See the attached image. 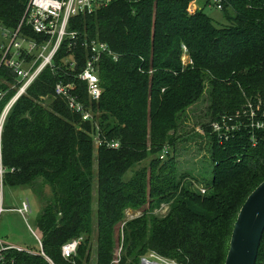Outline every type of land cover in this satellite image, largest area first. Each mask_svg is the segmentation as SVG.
Listing matches in <instances>:
<instances>
[{
	"label": "trees",
	"instance_id": "1",
	"mask_svg": "<svg viewBox=\"0 0 264 264\" xmlns=\"http://www.w3.org/2000/svg\"><path fill=\"white\" fill-rule=\"evenodd\" d=\"M192 1L115 0L70 20L68 29L79 36L74 49L69 48L70 38L63 42L55 65L72 54L82 68L89 55L83 43L94 38L121 55L118 61L107 56L101 61L99 100L90 99L86 83L78 81L80 98L94 112L95 122L84 120L54 95L56 82L73 77L50 67L12 107L2 142L3 163L14 170L6 174L5 185L27 186L39 198L44 197L43 186H50L52 197L36 224L43 251L55 264H73L63 258L62 246L76 237H83L76 264H112L120 244L116 226L122 222L118 264H139L150 252L179 264L225 263L237 215L264 180V131H256L254 145L250 128L235 130L226 139L213 132L211 124L241 110L247 98L264 102V0H220L224 25H216L203 8L191 13ZM26 2L0 0V26L14 31ZM28 29L25 25L23 32ZM15 82L14 73L1 67L0 91L8 92L0 111L16 93L9 90ZM206 84L210 122L203 127L212 179L206 184L199 180L202 185L196 189L199 182L191 178L192 184L186 173L178 174L172 155L162 161L158 154L166 144L175 148L182 116L203 96ZM96 134L119 141L120 147L102 145L96 150ZM150 154L156 155L150 169H137L126 179ZM147 203L140 216L127 219V207L141 209ZM162 204L167 212L156 214ZM49 259L41 249L0 252V264H52ZM256 264H264V233Z\"/></svg>",
	"mask_w": 264,
	"mask_h": 264
},
{
	"label": "built area",
	"instance_id": "2",
	"mask_svg": "<svg viewBox=\"0 0 264 264\" xmlns=\"http://www.w3.org/2000/svg\"><path fill=\"white\" fill-rule=\"evenodd\" d=\"M113 1L115 0H27L23 17L17 28L14 31L10 30L12 35L10 42L0 46L2 49L0 68L7 67L14 73L16 78V82L9 88V90L16 89V93L0 111V216L6 210L4 207L5 177L8 171L14 170V168L8 169L3 163L2 142L4 124L12 107L20 97L28 93L29 87L36 82L43 71L50 67L53 72L59 70L62 75L73 77L69 81L63 78L56 82L54 95L63 99L73 111L80 113L84 120L94 121L95 116L92 110L80 98L78 81L86 83V91L90 99L99 100L103 91L99 76L101 61L104 56L118 61L121 55L115 52L107 42L94 38L83 43L89 55L82 68L78 69V62L72 54L64 56L58 65H55L54 59L67 38H70L69 48L74 49L73 46L79 34L78 31L68 29L69 22L73 17L92 14L101 7L110 5ZM218 1V8H222L220 0ZM25 25L28 26V30L34 32L40 38H33L28 30L23 32ZM184 51V55H187L188 50L186 47H184ZM188 60L191 62L190 57ZM184 63L186 62L184 61ZM7 92L8 90L0 91V104ZM48 97V95L43 96V99L46 100ZM211 125L213 132L226 139L235 130H240L243 127L250 128L251 141L256 145L258 138L256 131H264V102L261 98H247L241 110L234 114L222 115L214 120ZM97 128L99 130L98 126ZM98 136L99 147L102 145L112 149L120 147L119 141L108 140L99 134ZM168 152L169 146L165 145L161 157L165 158L169 154ZM204 192L205 189H202V193ZM10 209L19 212L26 219L32 207L28 200H23L20 206ZM31 231L39 242L41 253L49 259L43 251L41 233H37L32 228ZM82 241L83 237H76L66 242L62 246L63 258L76 264L75 257L78 256ZM10 249L30 252V249H20L0 239V252ZM49 260L52 264H55L51 259ZM119 261L120 258L114 259L112 264H118ZM163 263L179 264L177 261L165 258L156 252H150L142 257L139 264Z\"/></svg>",
	"mask_w": 264,
	"mask_h": 264
},
{
	"label": "rangeland",
	"instance_id": "3",
	"mask_svg": "<svg viewBox=\"0 0 264 264\" xmlns=\"http://www.w3.org/2000/svg\"><path fill=\"white\" fill-rule=\"evenodd\" d=\"M218 0H211L210 4L206 5V0H193L190 3L189 11L191 13L195 12L199 8H203L204 12L212 17L216 25L227 24L223 16L222 8H218ZM34 33V32H33ZM7 34V35H5ZM37 35V34H36ZM11 31L0 26V46L2 44H8L11 38ZM1 54L2 49L0 48V63H1ZM184 61L189 63V55H184ZM211 103L209 96V85L206 84V88L203 96L196 101L192 106L187 108L182 116L180 126L177 130V142L174 146L168 145L170 148V153L165 158L161 157L162 150L159 152V157L162 161L168 160L172 155L174 157L176 171L178 174L186 173L188 180L191 178H196V183L202 181L203 184L211 181L212 179V161L210 159V145L208 136L205 133L203 125L210 122L208 107ZM93 115L94 112L92 111ZM94 137V147L97 150L99 148L97 138L99 137L96 134ZM103 141V140H102ZM167 145V144H166ZM174 150V151H173ZM156 156L150 154L149 157L143 161L138 162L134 167L126 174V179H129L137 169L146 167L150 169V161ZM96 175L94 176V185H93V209L95 215V226L94 234L92 239V244L94 251L97 245V224H96V215H97V204H98V195H97V163L95 162L94 166ZM42 181V180H41ZM191 182V180H190ZM43 183V181H42ZM192 183V182H191ZM195 182L193 181L192 184ZM201 183L197 184L194 188L199 189ZM44 197H37L34 192L27 186H9L5 185L4 187V210L0 216V239L17 246L20 249H30L36 251L40 249L39 242L35 235L32 233L31 228L39 233V229L36 224V218L43 210L44 205L52 197V191L49 185L43 186ZM23 200H28L31 204L32 210L28 213V216L25 217L15 210L10 208H15L21 205ZM148 203L143 206L141 209L134 207L126 208V217L127 219H133L142 214V209L147 207ZM162 204V206L155 210L156 214L162 215L165 214L168 210V206ZM41 233V232H40ZM119 236L118 242L120 244L116 249V259L121 258L122 253V241L124 238V222L116 226V237ZM42 251V250H41ZM28 252V251H27ZM95 259V257H93ZM95 261V260H93ZM165 264V263H163Z\"/></svg>",
	"mask_w": 264,
	"mask_h": 264
},
{
	"label": "water",
	"instance_id": "4",
	"mask_svg": "<svg viewBox=\"0 0 264 264\" xmlns=\"http://www.w3.org/2000/svg\"><path fill=\"white\" fill-rule=\"evenodd\" d=\"M264 233V180L249 194L234 223L224 264H256Z\"/></svg>",
	"mask_w": 264,
	"mask_h": 264
}]
</instances>
